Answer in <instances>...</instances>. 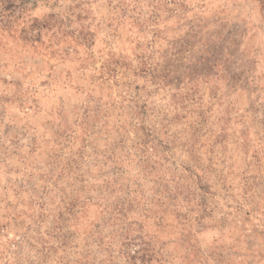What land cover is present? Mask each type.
<instances>
[{
  "label": "rangeland",
  "instance_id": "obj_1",
  "mask_svg": "<svg viewBox=\"0 0 264 264\" xmlns=\"http://www.w3.org/2000/svg\"><path fill=\"white\" fill-rule=\"evenodd\" d=\"M0 264H264V0H0Z\"/></svg>",
  "mask_w": 264,
  "mask_h": 264
}]
</instances>
